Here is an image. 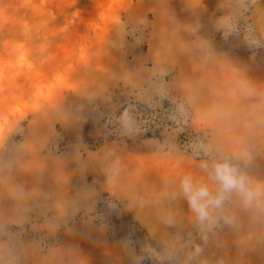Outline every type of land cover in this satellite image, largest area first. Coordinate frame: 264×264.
Wrapping results in <instances>:
<instances>
[{
    "label": "rangeland",
    "instance_id": "374dc122",
    "mask_svg": "<svg viewBox=\"0 0 264 264\" xmlns=\"http://www.w3.org/2000/svg\"><path fill=\"white\" fill-rule=\"evenodd\" d=\"M217 148L264 184V0H0V264H264Z\"/></svg>",
    "mask_w": 264,
    "mask_h": 264
},
{
    "label": "clouds",
    "instance_id": "9594fccd",
    "mask_svg": "<svg viewBox=\"0 0 264 264\" xmlns=\"http://www.w3.org/2000/svg\"><path fill=\"white\" fill-rule=\"evenodd\" d=\"M208 157L199 167L205 174L194 179L191 174L179 178V187L190 210L200 222L210 219L212 211L219 208L226 198L235 195L252 203L264 197V184L256 186L237 163L242 157L231 156L223 149L205 150ZM245 163L247 161L245 160Z\"/></svg>",
    "mask_w": 264,
    "mask_h": 264
}]
</instances>
